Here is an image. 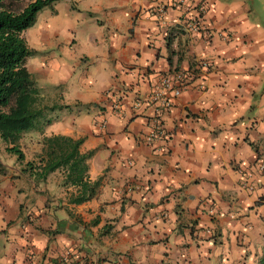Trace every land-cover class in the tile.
I'll return each instance as SVG.
<instances>
[{
    "label": "crops",
    "instance_id": "1",
    "mask_svg": "<svg viewBox=\"0 0 264 264\" xmlns=\"http://www.w3.org/2000/svg\"><path fill=\"white\" fill-rule=\"evenodd\" d=\"M170 1L58 0L36 14L26 68L41 116L57 115L21 134V159L0 140V264H258L264 171L246 173L264 156V0H185L186 13ZM175 68L189 81L164 137L145 143L148 95ZM57 134L91 152L88 200L71 201L62 169L27 166Z\"/></svg>",
    "mask_w": 264,
    "mask_h": 264
},
{
    "label": "trees",
    "instance_id": "2",
    "mask_svg": "<svg viewBox=\"0 0 264 264\" xmlns=\"http://www.w3.org/2000/svg\"><path fill=\"white\" fill-rule=\"evenodd\" d=\"M22 1L0 0V139L18 159L22 158L18 139L34 127L44 110L39 105L34 79L25 66V59L32 52L20 33L34 23L41 9L58 0H28L25 4ZM41 143L39 164L27 162V166L38 169L41 177L62 169L64 182L79 186V193L71 199L73 203L93 197L98 181H87L86 160L91 152H79L81 139L57 134L43 136ZM258 264H264V247Z\"/></svg>",
    "mask_w": 264,
    "mask_h": 264
},
{
    "label": "built area",
    "instance_id": "3",
    "mask_svg": "<svg viewBox=\"0 0 264 264\" xmlns=\"http://www.w3.org/2000/svg\"><path fill=\"white\" fill-rule=\"evenodd\" d=\"M168 5L175 9L183 10L185 13L188 12L189 9V4L185 0H171ZM187 27L193 32H199L201 27L200 20L188 17ZM224 37L226 38V34H224ZM206 66L207 62L204 60H199L194 65V67L199 68ZM190 72L191 71L185 68H175L160 75L153 85L148 95V99L150 102L155 104V109L154 114L151 117L150 127L144 136L145 143H151L156 139H161L164 137V132L161 125V117L167 110H169L173 100L179 96L181 91L186 86L190 78ZM96 128L103 129L104 122L99 121ZM252 171H264V156L255 162L253 170H250L246 173L247 178L250 177Z\"/></svg>",
    "mask_w": 264,
    "mask_h": 264
},
{
    "label": "rangeland",
    "instance_id": "4",
    "mask_svg": "<svg viewBox=\"0 0 264 264\" xmlns=\"http://www.w3.org/2000/svg\"><path fill=\"white\" fill-rule=\"evenodd\" d=\"M28 0H23L22 1V4H25L26 2H27ZM48 9H49V7H44L43 9H41L40 11H42L43 13H46L47 12V14H48ZM36 18V17H35ZM35 27H36V24H35V21H34V23L30 26V27H28V28H26V29H24L23 31H21V33H20V35L23 37V39L25 40V43H26V45H27V47H28V49L29 50H31V55H29V56H27V58L25 59V66L26 67H29V69H31L32 67H31V65H32V62H35V61H37L39 58V56H40V54L39 53H37V52H35V51H33L34 49H35V42L33 41H31L32 39H31V35H33V33H34V30H35ZM32 70V69H31ZM31 72V71H30ZM33 76H34V74H32ZM57 115V112H45L44 114H43V116H41L40 118H38L36 121H35V123L36 122H43V121H45L47 118H50V117H55ZM40 119V120H39ZM1 140V139H0ZM1 141H3V140H1ZM4 142V141H3ZM5 143V142H4ZM6 144V143H5ZM14 155H16L15 153H13Z\"/></svg>",
    "mask_w": 264,
    "mask_h": 264
}]
</instances>
